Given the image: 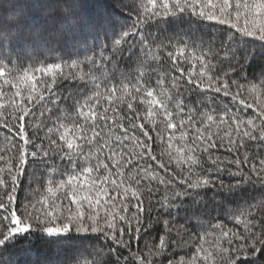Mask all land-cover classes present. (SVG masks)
I'll use <instances>...</instances> for the list:
<instances>
[{"label":"snow or ice","instance_id":"6c2138e0","mask_svg":"<svg viewBox=\"0 0 264 264\" xmlns=\"http://www.w3.org/2000/svg\"><path fill=\"white\" fill-rule=\"evenodd\" d=\"M3 3L0 264L30 261L37 240L85 264H264V68L248 71L264 0H118L82 44L66 15L54 39L73 43L51 60L40 26L26 34ZM185 21L196 31L158 34ZM217 187L258 195L196 232L176 219Z\"/></svg>","mask_w":264,"mask_h":264},{"label":"trees","instance_id":"16d2710c","mask_svg":"<svg viewBox=\"0 0 264 264\" xmlns=\"http://www.w3.org/2000/svg\"><path fill=\"white\" fill-rule=\"evenodd\" d=\"M30 0H25V3H29ZM44 7L40 9H34L31 7L15 8L13 5L16 0H4L3 7L7 8V16L11 18L10 23H16L18 26L23 25L25 33L34 26L39 25L41 31L46 37V43L41 44L37 49L40 59L46 57L51 60L54 56L59 55V52L49 53L44 50L46 47L51 46L57 49H62L64 44L67 43L71 46L73 41L69 38L59 43L56 39L60 35V32L67 28L65 23L66 15L69 20L75 17L78 21L75 25V35L78 41L82 44L85 36H88L92 32V27L103 21L107 15H118L120 13V6L118 0H42ZM3 13V8H0V15ZM197 25L195 23H189L185 21L180 24H170L161 26V32L158 33L163 39L165 36L172 35L176 32L183 31H196ZM91 42V41H89ZM79 46V45H78ZM28 55H33L31 49L28 50ZM82 58V57H81ZM264 68V57L257 54V58L253 61L249 67V74L259 72ZM73 86L69 82H65L62 85V89H70ZM192 101L196 100V96L191 97ZM139 107V106H138ZM3 133H0L2 135ZM221 155H226L223 150H220ZM221 179L225 183L234 182V178L228 176H222ZM258 193L248 189L235 193L229 197L227 193L220 190L218 187L201 191L199 196H189L183 198L178 209H173V214L180 222H185L187 227L193 232L198 231L194 227L199 217V222H207L211 220L216 222L218 219H225L227 222L226 213L228 210L234 208L237 203L242 199H252L257 196ZM24 196L23 186L19 193V198ZM145 206L147 207V197H145ZM155 204V201H153ZM155 215V212H153ZM192 217V219H187ZM162 231L157 227L154 235H158ZM36 251L30 253V261H25V264H31L32 261H38L39 264H52V262H58V264H85L87 257L78 259L77 261H67V256L57 257L53 255L54 246L52 244L44 243L39 240L35 242ZM2 251V250H0ZM264 258V257H262ZM7 259V256H5Z\"/></svg>","mask_w":264,"mask_h":264}]
</instances>
